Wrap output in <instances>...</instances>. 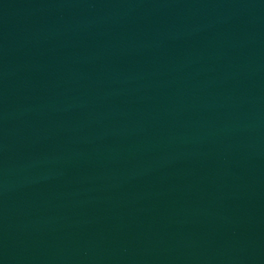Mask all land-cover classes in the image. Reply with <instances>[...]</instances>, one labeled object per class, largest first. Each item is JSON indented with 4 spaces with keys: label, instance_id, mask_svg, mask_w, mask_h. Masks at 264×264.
Listing matches in <instances>:
<instances>
[{
    "label": "water",
    "instance_id": "95a60500",
    "mask_svg": "<svg viewBox=\"0 0 264 264\" xmlns=\"http://www.w3.org/2000/svg\"><path fill=\"white\" fill-rule=\"evenodd\" d=\"M0 264H264V0H0Z\"/></svg>",
    "mask_w": 264,
    "mask_h": 264
}]
</instances>
